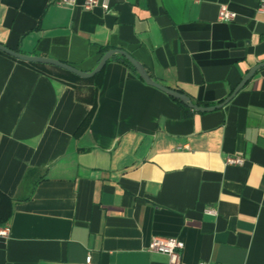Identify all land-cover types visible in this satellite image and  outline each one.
I'll use <instances>...</instances> for the list:
<instances>
[{"label": "crops", "instance_id": "0c3cea01", "mask_svg": "<svg viewBox=\"0 0 264 264\" xmlns=\"http://www.w3.org/2000/svg\"><path fill=\"white\" fill-rule=\"evenodd\" d=\"M82 2L0 0V44L83 72L122 50L203 107L264 63V0ZM0 228V264H170L152 238L264 264V67L186 114L117 60L95 84L0 52Z\"/></svg>", "mask_w": 264, "mask_h": 264}, {"label": "water", "instance_id": "95a60500", "mask_svg": "<svg viewBox=\"0 0 264 264\" xmlns=\"http://www.w3.org/2000/svg\"><path fill=\"white\" fill-rule=\"evenodd\" d=\"M0 52L16 59L22 62L26 63H32V64H40V65H47L56 67L58 69H61L63 71H66L80 79H90L97 73H99L105 66V64L113 57L119 56L123 58L125 61H127L130 66L134 69L136 75L138 78L147 86L153 87L162 93L166 94L170 98L179 101L181 104L186 106L188 109L197 112V113H208L212 112L218 109L223 108L228 102L231 101V99L246 85V83L253 77V75L262 67H264V63L257 64L253 67H251L247 73L244 75V77L240 80V82L237 84V86L232 90V92L219 104H216L214 106L210 107H203L198 106L197 104H194L191 102L190 98L183 93H180L176 90H172L170 88H167L165 86H162L155 82L146 72L144 67L136 61L133 57H131L129 54L122 50L118 49H112L105 52L102 57L99 59L97 65L94 67V69L90 72H83L80 71L66 63L45 58V57H39V56H27L20 54L18 52L12 51L4 47L2 44H0Z\"/></svg>", "mask_w": 264, "mask_h": 264}, {"label": "built area", "instance_id": "2783aa9c", "mask_svg": "<svg viewBox=\"0 0 264 264\" xmlns=\"http://www.w3.org/2000/svg\"><path fill=\"white\" fill-rule=\"evenodd\" d=\"M58 5L73 6L75 0H57ZM108 0H83L81 8L83 10H91L96 7H100L103 10L108 9ZM261 10L264 11V7L261 6ZM234 19V14L227 10L226 6H220L218 9V20L224 22H231ZM227 165H242V160L239 158L228 157L225 160ZM206 213L213 214L212 210H206ZM8 235L7 228H0V238L4 239ZM147 250L150 252H159L166 254L170 264H181L180 255L182 250V244L174 238H152L147 246ZM81 264H91L89 257H87ZM197 264H206L205 262H198Z\"/></svg>", "mask_w": 264, "mask_h": 264}, {"label": "trees", "instance_id": "16d2710c", "mask_svg": "<svg viewBox=\"0 0 264 264\" xmlns=\"http://www.w3.org/2000/svg\"><path fill=\"white\" fill-rule=\"evenodd\" d=\"M109 49L108 48H106V47H104V48H100L99 50H98V55H99V59L102 57V55L105 53V52H107ZM111 59H114V60H117L118 62H120L121 64H123V65H125L133 74H136L135 73V71H134V69L130 66V64L127 62V61H125L123 58H121V57H119V56H115V57H113V58H111ZM110 59V60H111ZM109 60V61H110ZM103 70V69H102ZM102 70L99 72V73H97L96 75H94L92 78H90V79H88V80H90V81H93L95 84L98 82V79L100 78V75H101V73H102ZM70 76H72L73 78H78V77H76V76H74V75H72V74H70V73H68ZM178 92H180V93H182L181 91H178ZM174 102H176V104H178L179 106H180V108L182 109V111L184 112V113H186V114H189L190 112H191V110H189L186 106H184L183 104H181L179 101H177V100H174V99H172ZM198 106H200L198 103H196ZM85 123H86V121H85ZM84 123V124H85ZM83 124V125H84Z\"/></svg>", "mask_w": 264, "mask_h": 264}]
</instances>
